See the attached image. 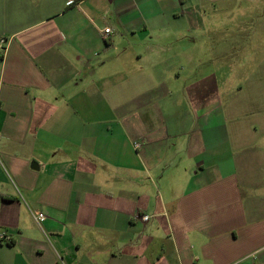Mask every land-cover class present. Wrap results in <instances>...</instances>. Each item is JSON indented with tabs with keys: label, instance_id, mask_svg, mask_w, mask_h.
Masks as SVG:
<instances>
[{
	"label": "crops",
	"instance_id": "0c3cea01",
	"mask_svg": "<svg viewBox=\"0 0 264 264\" xmlns=\"http://www.w3.org/2000/svg\"><path fill=\"white\" fill-rule=\"evenodd\" d=\"M224 1L0 0V264H264L261 83L232 117L195 64Z\"/></svg>",
	"mask_w": 264,
	"mask_h": 264
},
{
	"label": "rangeland",
	"instance_id": "374dc122",
	"mask_svg": "<svg viewBox=\"0 0 264 264\" xmlns=\"http://www.w3.org/2000/svg\"><path fill=\"white\" fill-rule=\"evenodd\" d=\"M261 2L262 0H226L221 4V10H208L204 16L207 25L203 29L191 33L196 39L202 40L201 45L195 47V55H200L202 62L196 61L195 64L201 65L203 71L221 76L226 80V85L229 80L224 102L232 117L238 112L236 104H243L246 100L244 97L238 98L236 91L242 73L253 75L257 84L261 83L259 95L264 93V11ZM197 18L201 20L199 16ZM179 83L181 86L182 82ZM165 106L167 101L164 102L166 116ZM257 106L258 117L264 116V99L257 102ZM259 141L264 144L263 139L260 138ZM233 153V146L228 143L219 151V154H223L221 158L218 157L220 160H230L234 158Z\"/></svg>",
	"mask_w": 264,
	"mask_h": 264
},
{
	"label": "built area",
	"instance_id": "2783aa9c",
	"mask_svg": "<svg viewBox=\"0 0 264 264\" xmlns=\"http://www.w3.org/2000/svg\"><path fill=\"white\" fill-rule=\"evenodd\" d=\"M111 32L110 29H105L104 30V37L107 38L109 37V33ZM7 45H8V42L0 37V56H3L4 53L6 52V49H7ZM141 144L140 143H136L135 144V148L138 149L140 148ZM39 218H43V215H39ZM149 218V216H143L141 217L142 221H147ZM12 241L11 239V236L6 234L5 232H1L0 233V243L2 244H10Z\"/></svg>",
	"mask_w": 264,
	"mask_h": 264
},
{
	"label": "water",
	"instance_id": "95a60500",
	"mask_svg": "<svg viewBox=\"0 0 264 264\" xmlns=\"http://www.w3.org/2000/svg\"><path fill=\"white\" fill-rule=\"evenodd\" d=\"M32 168H34V165H32Z\"/></svg>",
	"mask_w": 264,
	"mask_h": 264
}]
</instances>
